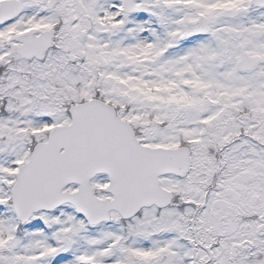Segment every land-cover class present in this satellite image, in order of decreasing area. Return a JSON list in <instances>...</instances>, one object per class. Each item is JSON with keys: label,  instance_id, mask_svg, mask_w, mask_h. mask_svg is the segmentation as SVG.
Returning <instances> with one entry per match:
<instances>
[{"label": "snow or ice", "instance_id": "1", "mask_svg": "<svg viewBox=\"0 0 264 264\" xmlns=\"http://www.w3.org/2000/svg\"><path fill=\"white\" fill-rule=\"evenodd\" d=\"M0 264H264V0H0Z\"/></svg>", "mask_w": 264, "mask_h": 264}]
</instances>
